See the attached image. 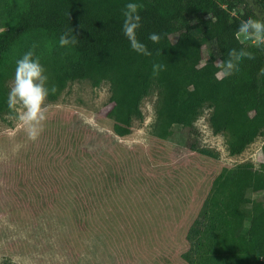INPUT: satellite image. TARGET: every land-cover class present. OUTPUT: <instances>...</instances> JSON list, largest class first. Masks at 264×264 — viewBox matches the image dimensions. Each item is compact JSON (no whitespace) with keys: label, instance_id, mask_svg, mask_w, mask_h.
Returning <instances> with one entry per match:
<instances>
[{"label":"rangeland","instance_id":"374dc122","mask_svg":"<svg viewBox=\"0 0 264 264\" xmlns=\"http://www.w3.org/2000/svg\"><path fill=\"white\" fill-rule=\"evenodd\" d=\"M18 2L0 0V31L13 24L8 12ZM54 48L40 32L14 45L2 78L6 92L16 60L30 49L48 58ZM214 64L208 74L222 77ZM109 97L108 83H68L56 101L46 99L48 119L35 141L18 118L0 117V264H187L185 236L213 179L223 167L259 166L264 130L230 156L204 106L188 136L204 153L189 150L178 128L179 135L160 140L152 135V90L140 105L142 121L118 137L106 117Z\"/></svg>","mask_w":264,"mask_h":264},{"label":"trees","instance_id":"16d2710c","mask_svg":"<svg viewBox=\"0 0 264 264\" xmlns=\"http://www.w3.org/2000/svg\"><path fill=\"white\" fill-rule=\"evenodd\" d=\"M17 1L14 12H8L13 24L0 31V117L16 118L2 86L11 69L7 55L26 36L40 32L55 46L48 58H39L47 86L56 88L47 99L56 101L68 83L87 81L92 88L108 83L112 105L106 117L118 137L130 135L134 120L142 121L140 105L152 90L158 96L155 138H173L178 128L185 146L197 151V142L188 136L204 106L212 109V132L226 135L230 156L262 135L264 45L241 42L236 32L242 21L264 20V0ZM129 2L141 5L142 26L136 35L150 56L133 51L123 34V10ZM65 33L77 43L61 47ZM151 33L161 36L159 43L148 39ZM241 48L254 59H244L229 76L208 74L216 71L215 60L226 61L231 49ZM154 64L165 70L154 75ZM260 155L258 168L249 162L223 167L213 179L185 236L189 248L182 259L187 264H264V142Z\"/></svg>","mask_w":264,"mask_h":264},{"label":"clouds","instance_id":"9594fccd","mask_svg":"<svg viewBox=\"0 0 264 264\" xmlns=\"http://www.w3.org/2000/svg\"><path fill=\"white\" fill-rule=\"evenodd\" d=\"M141 5L136 2L126 3L123 10V34L129 40L131 48L138 54L150 56L152 53L147 46L137 39V30L141 25L139 10ZM237 39L250 41L254 46L264 45V20L247 19L242 21L236 32ZM148 39L156 44L161 36L151 33ZM77 41L69 37L67 33L61 35L59 44L61 47L75 44ZM35 46H33V49ZM244 59H254V55L241 48L231 49L228 59L220 62L223 75L229 76L239 71V65ZM162 64L153 65V74L158 75L164 71ZM48 77L41 65L39 58H34V51L30 49L16 62L14 81L8 93L7 105L16 118L23 124L29 139L35 141L43 131V125L48 119V108L45 101L50 94H55L56 88L47 86Z\"/></svg>","mask_w":264,"mask_h":264}]
</instances>
